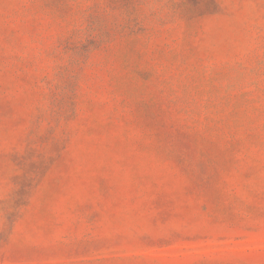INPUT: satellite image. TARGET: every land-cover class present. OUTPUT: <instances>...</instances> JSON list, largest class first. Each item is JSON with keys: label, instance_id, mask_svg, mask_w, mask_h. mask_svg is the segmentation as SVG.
<instances>
[{"label": "rangeland", "instance_id": "374dc122", "mask_svg": "<svg viewBox=\"0 0 264 264\" xmlns=\"http://www.w3.org/2000/svg\"><path fill=\"white\" fill-rule=\"evenodd\" d=\"M0 264H264V0H0Z\"/></svg>", "mask_w": 264, "mask_h": 264}]
</instances>
